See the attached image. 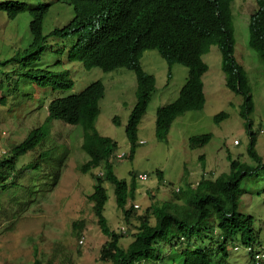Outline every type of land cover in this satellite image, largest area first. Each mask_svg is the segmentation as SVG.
<instances>
[{
	"label": "rangeland",
	"instance_id": "374dc122",
	"mask_svg": "<svg viewBox=\"0 0 264 264\" xmlns=\"http://www.w3.org/2000/svg\"><path fill=\"white\" fill-rule=\"evenodd\" d=\"M25 0H0V3ZM28 3L38 0H26ZM52 2L53 0H39ZM11 3L3 4L4 7ZM257 8L256 0H234V55L239 64L247 71L251 94L254 100V112L251 115L252 129L257 133L258 153L264 161V65L258 56L248 47L247 23L249 16ZM70 18V9L58 3L49 9V15L43 23L42 37L57 27L63 26ZM31 17L22 13L9 18L6 8H0V62L20 54L32 43L29 31ZM44 51L35 62V68L47 71L69 73L74 84L69 89L52 91L39 87L24 76L30 68V60H23L1 68L2 73L13 70L12 81L18 83L12 97H7V105L0 106V157L7 155L13 146L25 139L27 134L43 123L48 115L47 105L55 98L77 94L86 86L100 81L105 87L104 98L100 101V114L96 128L100 135L109 137L118 145L117 154H124L122 160H113L115 175L127 182L132 173L144 174L147 181L137 182L134 198L128 200L126 208L133 203L140 208L126 221L124 214L115 202L113 186L102 183L107 189L108 199L104 216L109 228L124 235L119 246L126 249L138 231L137 216L142 215L154 202L172 203L173 190L186 189L188 183L193 188H203V178H216L229 170L227 154L242 162L255 165L246 154L248 138L244 120L239 115L242 97L234 94L224 85V75L220 67L221 53L216 45L202 57L208 66L203 76L205 83L204 108L190 111L179 116L170 129L166 142L155 137L156 110L160 106L173 102L179 90L185 84L188 70L180 64H174L171 79L168 82V65L156 50L145 51L141 58L143 69L155 77L156 85L150 103L138 127V140L143 141L137 147L132 160L128 159L129 142L125 127L128 115L136 101V80L134 73L126 69L103 72L98 68L85 70L81 63L67 62L70 43H62L53 37L44 42ZM22 54H24L22 52ZM50 69V70H48ZM226 112L228 117L219 123L214 116ZM118 117L119 123L112 122ZM212 134L211 141L204 147L190 149L188 139L195 135ZM238 141V145H235ZM80 128L60 121L52 123L51 135L44 146L21 157L19 188H14L17 201L10 200L4 194L0 199V264H111L101 260V247L108 237L101 232L97 217L92 209L93 203L88 196L96 185L94 175L99 176L103 167L91 172L81 173L79 167L89 161V156L81 148ZM50 150L43 160L65 151V159L58 179L51 182V174L56 170L49 164L40 162L34 168L37 154ZM204 157V168L199 156ZM32 163V164H31ZM32 165L28 167V165ZM157 171L163 181H159ZM136 175V176H137ZM186 175V176H185ZM47 176V177H46ZM95 176V177H96ZM103 178V177H102ZM103 180V181H104ZM52 186H48V183ZM46 183V184H45ZM45 184V188L42 187ZM28 190L37 191L35 200L27 199ZM240 212L254 218V229L259 234L260 248L264 249V171L251 174L240 184ZM19 205V207H18ZM154 219L150 223L154 224ZM83 223L80 230L79 224ZM75 224L77 225L75 227ZM126 228L123 234L120 231ZM80 240L82 243H80ZM238 243V242H237ZM227 246L228 258L223 264H252L245 248ZM35 251L37 254H35ZM141 264H160L152 261Z\"/></svg>",
	"mask_w": 264,
	"mask_h": 264
},
{
	"label": "trees",
	"instance_id": "16d2710c",
	"mask_svg": "<svg viewBox=\"0 0 264 264\" xmlns=\"http://www.w3.org/2000/svg\"><path fill=\"white\" fill-rule=\"evenodd\" d=\"M145 1L148 0H54L49 3L39 0L28 3L25 0L0 3V8L7 9L9 18L22 13L30 15L29 31L33 38L30 46L22 51L24 54L21 52L0 62V72L2 67L9 64L30 60V68L24 72V76L31 83L52 91L71 88L74 82L68 73L35 68V62L44 51L41 42L48 37L62 43L74 41L69 51V60H79L86 69L100 67L107 71L116 66L132 69L137 76V103L125 127L126 138L130 142L127 158L132 160L138 147V127L154 88V79L145 74L140 66L141 52L155 48L169 63H179L188 68L187 82L178 97L159 107L156 112L155 137L158 141L167 143L170 128L179 116L204 108L205 93L201 77L207 66L202 63L200 56L207 51L209 45L216 44L221 51L224 84L234 94L242 97L239 115L244 120L248 138L246 154L255 165L227 154V173L214 179H205L203 175L205 192L188 183L186 189L173 190L171 204L154 202L149 205L142 215L136 217L139 226L133 241L126 249L121 248L119 242L124 235L112 231L104 216L108 195L102 183L107 181L113 186L116 205L122 210L125 220L129 221L134 211H137L132 205L126 208L128 200L134 198L137 174L132 173L128 184L113 171L109 158L118 150V146L114 140L100 136L95 129L98 104L103 95L102 84L95 82L77 94L51 100L43 123L32 129L7 155L0 157V199L6 194L10 200L12 198L17 201L13 192L14 188L22 186L19 182V169H26L19 168L21 157L42 148L51 135L52 123L60 121L81 130V148L89 156V161L79 167L81 173L87 174L97 167L104 169L103 178L94 175L96 185L88 196V200L93 203L92 209L101 232L108 237V241L101 247L100 258L103 262L223 264L228 258L229 244L234 249L239 248L236 245L239 243L242 248L252 251L257 246L260 247L259 234L253 226V216L243 214L239 209L242 198L240 184L251 174L264 171L263 158L256 149L257 133L252 129L251 115L255 105L248 74L234 57V27L228 9L229 0L220 9L214 8L207 0H158L162 5L155 9L146 8ZM7 3L11 4L4 7L3 4ZM55 3L68 7L70 18L61 28H55L42 37L43 23ZM120 26L129 28L136 41L122 45L123 37L115 39L116 27ZM97 45L119 47L100 53ZM248 47L264 65V0L262 3L260 1V8L250 21ZM13 73V70L2 73L4 78L0 80V106L7 105V97L13 96L18 85L12 81ZM227 117L226 112H220L214 116V122L219 123ZM211 139V133L192 136L188 139L190 149L204 147ZM48 153H51L50 150L37 154L33 161L34 168H39L40 162L49 164L56 170L51 174V182H55L59 176L57 170L62 167L66 153L63 150L59 155L44 161L43 158ZM199 161L204 168L203 155L199 156ZM157 177L161 182V172L157 171ZM45 184H42L43 188L47 187ZM26 190L29 193L28 201H34L37 191L30 192L28 187ZM151 218L155 220L154 224L150 223ZM82 227L83 223H80V230ZM250 261L252 264L258 262L253 255L250 256ZM33 264H40V261L36 259ZM259 264H264V259Z\"/></svg>",
	"mask_w": 264,
	"mask_h": 264
},
{
	"label": "clouds",
	"instance_id": "9594fccd",
	"mask_svg": "<svg viewBox=\"0 0 264 264\" xmlns=\"http://www.w3.org/2000/svg\"><path fill=\"white\" fill-rule=\"evenodd\" d=\"M54 1V0H53ZM208 1V3L209 4H211L214 8H216V9H220V8H222V7H224L225 6V1L226 0H207ZM233 1L234 0H229V3H228V5H229V7H228V9L230 10V16H231V20H232V22H233V27H234V17H233V13H232V8H233ZM260 1H261V3H262V0H256V5H257V8L255 9V11L249 16V19H248V23H247V29H248V40H249V24H250V21H251V19H252V16L259 10V8H260ZM162 5V3L160 2V1H158V0H148V1H145L144 2V6L146 7V8H157V7H159V6H161ZM53 6V5H52ZM66 7V6H65ZM68 8V7H67ZM62 27V26H61ZM61 27H57V28H61ZM55 29V28H54ZM53 29V30H54ZM234 33H235V29H234ZM123 37V43H122V45H128L129 43H131V42H134V41H136V38H135V36L133 35V32L129 29V28H127V27H123V26H120V27H116V32H115V39H120V38H122ZM74 41H72V42H66V43H70V49H71V46L74 44L73 43ZM212 45H216V44H211V45H209V47H208V49H207V51L204 53V54H202L201 56H200V60L202 61V63L203 64H205L206 66H207V64L203 61V59H202V57L209 51V49H210V47L212 46ZM247 45H248V41H247ZM218 48H219V46L218 45H216ZM234 46H235V37H234ZM119 46H112V45H97V48H98V50H99V52L100 53H104V52H107V51H110V50H113V49H115V48H118ZM70 49L68 50V56H67V62L68 63H70V64H73L74 62H79V63H81L79 60H77V59H72L71 61L69 60V51H70ZM149 50H156L158 53H159V55L166 61V63H167V65H168V82L170 81V79H171V70H172V66L174 65V64H179V63H169L161 54H160V52L157 50V49H144L142 52H141V56H140V66H141V68H142V71L145 73V74H147V75H149V76H151L153 79H154V88H153V91H152V93H151V97H152V94H153V92H154V90H155V85H156V80H155V77L152 75V74H149V73H147L144 69H143V67H142V65H141V58H142V55H143V53L145 52V51H149ZM219 51H220V48H219ZM220 53H221V51H220ZM234 57H235V55H234ZM236 59V58H235ZM237 61V60H236ZM82 64V66H83V68L85 69V70H87V71H89V70H91V69H93V68H98V69H100V70H102L103 72H112V71H114V70H117V69H126V70H130V71H132L133 73H134V76H135V80H136V91H137V87H138V84H137V76H136V73L132 70V69H130V68H127V67H125V66H116V67H114L113 69H111V70H103L102 68H100V67H93V68H90V69H86L85 67H84V65H83V63H81ZM181 65V64H180ZM183 66V65H182ZM185 67V66H184ZM220 67H221V60H220ZM187 70H188V68H187ZM222 70V69H221ZM208 72V66H207V70H206V72L202 75V77H201V80H202V83H203V91L205 90V83H204V81H203V76L206 74ZM222 73H223V71H222ZM69 74V76H71L70 75V72L68 73ZM223 75H224V73H223ZM187 76H188V73H187ZM224 79H225V77H224ZM223 79V80H224ZM95 82H100V81H95ZM95 82H92V83H90V84H93V83H95ZM186 82H187V78H186ZM186 82H185V84H186ZM225 82V81H224ZM101 83V82H100ZM89 84V85H90ZM102 84V83H101ZM184 84V85H185ZM183 85V86H184ZM225 85V84H224ZM102 86H103V95H102V97H101V99H100V101L104 98V95H105V87H104V85L102 84ZM182 86V87H183ZM86 87H88V86H86ZM85 87V88H86ZM181 87V88H182ZM84 88V89H85ZM83 89V90H84ZM181 90V89H180ZM180 90H179V92H180ZM136 91H135V95H136ZM204 93H205V91H204ZM179 95V94H178ZM151 97H150V100H151ZM150 100H149V102H148V105H149V103H150ZM100 101H99V103H100ZM205 102H206V98H205ZM136 103H137V96H136V101H135V104L133 105V107H132V109H131V111L133 110V108L135 107V105H136ZM169 104V103H168ZM148 105H147V108H148ZM166 105V104H165ZM164 106V105H163ZM161 107V106H160ZM147 108H146V110H147ZM158 109V108H157ZM202 110V109H201ZM131 111H130V113H129V115H128V119H129V116H130V114H131ZM156 112H157V110H156ZM146 113V112H145ZM145 113H144V115H145ZM99 114H100V107H99V104H98V115H97V117H96V120H95V124H94V126H95V129L97 130V128H96V121H97V119H98V116H99ZM144 115H143V117H144ZM142 117V118H143ZM128 119H127V122H128ZM142 120V119H141ZM156 120V119H155ZM112 122L114 123V124H118L119 123V119H118V117H114L113 119H112ZM174 123V122H173ZM127 125V124H126ZM74 127H76V126H74ZM172 127V126H171ZM78 128V127H77ZM171 129V128H170ZM98 132V131H97ZM170 132V131H169ZM98 134H99V132H98ZM138 134V133H137ZM100 135V134H99ZM100 136H102V135H100ZM102 137H104V136H102ZM138 137V136H137ZM81 138H82V133H81ZM106 138H109V137H106ZM109 139H111V138H109ZM113 140V139H112ZM128 140V139H127ZM116 142V141H115ZM129 142V141H128ZM138 146L139 145H141V144H144V142L143 141H139L138 140ZM239 143H238V141H237V143L235 144V145H238ZM118 146V145H117ZM118 151V150H117ZM117 151L114 153V155H112L110 158H109V161H110V163L112 164V166H113V160H116V161H119V160H122L124 157H125V155L124 154H121V155H119V154H117ZM129 151H130V142H129ZM129 154V153H128ZM98 168H100V167H97V168H94V169H98ZM93 169V170H94ZM92 171V170H91ZM103 175H104V170L101 172V174L99 175V176H102L103 177ZM141 175H144V174H138L137 176H136V179H137V181L140 183V182H145V181H147V176H146V180H141L140 179V176ZM135 179V180H136ZM162 181H163V179H162ZM130 182L131 181H129V182H127L128 184H130ZM136 184H137V182H136ZM136 191H138V188H136V190H135V193H136ZM135 195V194H134ZM135 205H137L136 203H133V208L134 209H136V210H138V208H140V205H138V207H135ZM124 228V229H122V231H120L121 233H125L126 232V228L124 227V226H121V228ZM81 241V240H80ZM245 250L247 251V254H249V257L251 256V255H253L255 258H256V261H258V262H256V264H259V261L260 260H263L264 259V249H262V248H260V247H256L255 248V250H251V249H249V248H245Z\"/></svg>",
	"mask_w": 264,
	"mask_h": 264
},
{
	"label": "built area",
	"instance_id": "2783aa9c",
	"mask_svg": "<svg viewBox=\"0 0 264 264\" xmlns=\"http://www.w3.org/2000/svg\"><path fill=\"white\" fill-rule=\"evenodd\" d=\"M140 179H141V180H146V176H145V175H141V176H140ZM135 207H138V205H135ZM80 243H82V241H80Z\"/></svg>",
	"mask_w": 264,
	"mask_h": 264
},
{
	"label": "bare ground",
	"instance_id": "6f19581e",
	"mask_svg": "<svg viewBox=\"0 0 264 264\" xmlns=\"http://www.w3.org/2000/svg\"><path fill=\"white\" fill-rule=\"evenodd\" d=\"M48 70H50V69H48ZM194 108V107H193Z\"/></svg>",
	"mask_w": 264,
	"mask_h": 264
}]
</instances>
